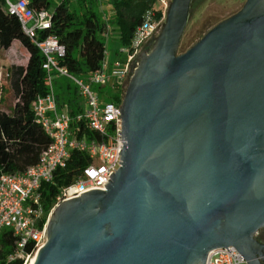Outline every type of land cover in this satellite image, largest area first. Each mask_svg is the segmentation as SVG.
Returning <instances> with one entry per match:
<instances>
[{
	"label": "water",
	"instance_id": "1",
	"mask_svg": "<svg viewBox=\"0 0 264 264\" xmlns=\"http://www.w3.org/2000/svg\"><path fill=\"white\" fill-rule=\"evenodd\" d=\"M193 0H172L121 105L122 167L61 204L34 264H248L264 228V0L178 54ZM139 62V60L137 61Z\"/></svg>",
	"mask_w": 264,
	"mask_h": 264
},
{
	"label": "built area",
	"instance_id": "2",
	"mask_svg": "<svg viewBox=\"0 0 264 264\" xmlns=\"http://www.w3.org/2000/svg\"><path fill=\"white\" fill-rule=\"evenodd\" d=\"M4 10L15 16L24 34L29 37L43 54L45 61L48 93L36 99L33 114L51 140V144L40 157V162L23 173L3 174L0 177V237L5 230H11L16 239V248L8 257V262L20 259L24 264H34L38 252L46 244V230L51 216L61 204L80 198L92 191H106L112 177L122 167V152L125 140L122 136L123 121L121 104L103 102L95 87L107 86L123 93L125 82L129 80L138 66V56L144 46L156 37L167 19L170 1L157 0L160 4V18L150 12L136 29L130 46L123 47L127 54L124 67L110 63L105 53L101 69L85 78L73 75L60 65L65 55V47L55 36L39 39V33L51 28L52 16L46 9L37 10L32 0H0ZM78 1V0H72ZM101 2L102 0H94ZM109 29L104 37H109ZM0 71V78H3ZM64 78L74 84L82 101V109L71 115L70 107L61 106L57 99L55 81ZM84 131L96 133L99 139L89 140ZM81 152L90 159L80 178L73 184L63 187L57 193L52 208L47 211L43 203V184L54 185L56 173L67 167L72 153ZM32 246V252L25 248ZM206 264H248L235 248H220L211 251Z\"/></svg>",
	"mask_w": 264,
	"mask_h": 264
},
{
	"label": "trees",
	"instance_id": "3",
	"mask_svg": "<svg viewBox=\"0 0 264 264\" xmlns=\"http://www.w3.org/2000/svg\"><path fill=\"white\" fill-rule=\"evenodd\" d=\"M72 0H63L52 16L51 28L39 33V39L50 36L58 38L65 47V55L60 65L73 75L85 78L101 69L105 60L106 44L104 33L106 24L99 18L93 5L94 0H78L87 8L79 14L70 7ZM113 8V28L119 34V40L125 47L130 46L136 29L150 12L157 13L159 19L161 7L157 0H109ZM37 10L49 9V0H32ZM15 42H20L29 54L25 67L13 68V84L17 103L13 114L0 109V177L3 174L23 173L39 164L42 152L51 144V140L39 126L33 114L36 99L48 93L46 72L43 70L45 58L34 42L27 37L15 16L7 13L0 1V49L9 51ZM56 95L61 106L70 107L71 115L76 116L82 109L78 90L71 82L58 78L55 81ZM121 104V98L115 97ZM89 140L99 139L96 133L84 131ZM90 164L89 157L81 152H73L66 168L56 173L55 184H43L41 192L43 203L49 211L54 199L63 187L76 182L84 168ZM16 248V239L11 230H5L0 237V264H24L20 259L8 262ZM31 253L32 246L25 248Z\"/></svg>",
	"mask_w": 264,
	"mask_h": 264
},
{
	"label": "rangeland",
	"instance_id": "4",
	"mask_svg": "<svg viewBox=\"0 0 264 264\" xmlns=\"http://www.w3.org/2000/svg\"><path fill=\"white\" fill-rule=\"evenodd\" d=\"M88 1L91 2L92 0ZM168 1H170V4L172 3V0ZM246 1L247 0H193L189 22L182 38L178 54L188 51L215 26L238 13L243 8ZM49 2L50 6L48 11L49 13H53L63 0H49ZM94 2H96L93 3V5L96 7L95 10L99 18L106 24V30L109 29L110 31V36L104 37L110 70L113 71L115 69V64L117 62L120 63L123 68L127 62L128 55L122 53V49L125 46L121 44L119 34L112 29V5L109 0ZM70 7L79 14H83L84 11L87 10V8L83 7V4L77 1H71ZM28 56L27 50L23 48L20 42H16L9 51L0 49V71L4 74L3 78H0V109L9 114H13L15 104L17 103L16 90L13 84V68L25 67L28 62ZM128 84L129 81H126V88L124 91H126ZM95 90L101 94L103 102L119 104L115 101V97H120L121 102L123 101V93L112 87H95Z\"/></svg>",
	"mask_w": 264,
	"mask_h": 264
},
{
	"label": "flooded vegetation",
	"instance_id": "5",
	"mask_svg": "<svg viewBox=\"0 0 264 264\" xmlns=\"http://www.w3.org/2000/svg\"><path fill=\"white\" fill-rule=\"evenodd\" d=\"M165 25V24H164ZM164 26L160 30L159 34L151 39L142 49L141 53L138 56V64L144 59L145 55L147 53H150L156 44L157 38L162 33ZM137 69V68H136ZM134 73V72H133ZM133 74L131 75V77ZM131 77L129 78V82L131 80ZM127 90V89H126ZM126 91L123 92V96L125 95ZM254 243L256 244L254 248L250 251V255L254 261V264H264V228L260 229L253 237Z\"/></svg>",
	"mask_w": 264,
	"mask_h": 264
},
{
	"label": "crops",
	"instance_id": "6",
	"mask_svg": "<svg viewBox=\"0 0 264 264\" xmlns=\"http://www.w3.org/2000/svg\"><path fill=\"white\" fill-rule=\"evenodd\" d=\"M15 43H16V42H15ZM15 43H14V44H15ZM28 58H29V56H28Z\"/></svg>",
	"mask_w": 264,
	"mask_h": 264
}]
</instances>
